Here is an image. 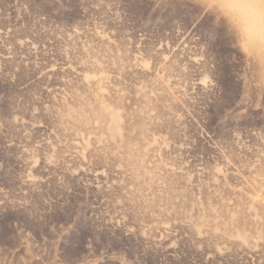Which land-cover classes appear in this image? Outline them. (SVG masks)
Returning <instances> with one entry per match:
<instances>
[{"label": "rangeland", "instance_id": "rangeland-1", "mask_svg": "<svg viewBox=\"0 0 264 264\" xmlns=\"http://www.w3.org/2000/svg\"><path fill=\"white\" fill-rule=\"evenodd\" d=\"M262 203L264 70L196 0H0V264H264Z\"/></svg>", "mask_w": 264, "mask_h": 264}, {"label": "clouds", "instance_id": "clouds-1", "mask_svg": "<svg viewBox=\"0 0 264 264\" xmlns=\"http://www.w3.org/2000/svg\"><path fill=\"white\" fill-rule=\"evenodd\" d=\"M203 14L210 15L231 37L239 53L264 68V0H196ZM115 264H128L126 256L113 252Z\"/></svg>", "mask_w": 264, "mask_h": 264}, {"label": "bare ground", "instance_id": "bare-ground-1", "mask_svg": "<svg viewBox=\"0 0 264 264\" xmlns=\"http://www.w3.org/2000/svg\"><path fill=\"white\" fill-rule=\"evenodd\" d=\"M263 70H264V68H262ZM90 79V78H89ZM93 79V78H92ZM101 79V78H100ZM89 81V80H88ZM96 81V80H95ZM91 81H89V83H90ZM85 83V82H84ZM103 86V85H102ZM97 88V87H96ZM95 93H96V91H95ZM94 94V93H93ZM90 95V94H89ZM92 95V94H91ZM104 95V94H103ZM91 97H94V96H91ZM87 99V98H86ZM90 100V99H89ZM106 100V99H105ZM86 102V101H85ZM93 102V101H92ZM145 102V101H144ZM91 103V102H90ZM101 104V103H100ZM89 106H90V104H88ZM87 105V106H88ZM78 106V105H77ZM81 106V105H80ZM86 106V107H87ZM105 106V105H104ZM98 107V106H97ZM100 107V106H99ZM105 108V107H104ZM87 109V108H86ZM85 109V110H86ZM110 109V108H109ZM88 110H90V109H87V111ZM93 110H95L96 111V113L98 114V116L99 117H101V119H103L104 120V118H103V116H107L108 115V117L111 119L110 120V122L111 121H114V124H111V123H109V124H111L109 127H110V129H111V131H112V133L114 134V133H116L117 132V130H118V120H119V117H118V113H116L114 110H113V112L111 111V112H103L102 110H100L99 108H96V107H94V109ZM106 110V109H105ZM141 110V109H140ZM117 111V110H116ZM79 112H80V109H79ZM118 112V111H117ZM92 113V112H91ZM91 113H90V115H91ZM105 113H107V115L105 114ZM83 114V113H82ZM140 114V113H139ZM141 114H143V113H141ZM140 114V115H141ZM97 116V115H96ZM84 118V117H83ZM97 119V118H96ZM100 119V118H99ZM100 119V120H101ZM141 119V118H140ZM79 121V120H78ZM109 121V120H108ZM80 122V121H79ZM99 122V121H98ZM80 123H84V120H83V122H80ZM85 123H86V121H85ZM90 123V122H89ZM101 123H103V124H101V125H103L104 126V122H101ZM118 123V124H117ZM87 125V124H86ZM106 125H107V123H106ZM120 125V124H119ZM102 126V127H103ZM106 127V126H105ZM103 129V128H102ZM104 130V129H103ZM105 130H109V129H105ZM120 130V129H119ZM110 131V130H109ZM111 136L112 135H110L109 137L111 138ZM113 137V136H112ZM116 137V136H115ZM108 138V137H107ZM125 147V146H124ZM128 154V153H127ZM130 157H132V156H130ZM133 157H135V156H133ZM128 158V157H127ZM137 159V158H136ZM130 160V159H129ZM128 160V161H129ZM134 160V159H133ZM135 161V160H134ZM132 163H135V162H132ZM136 163H137V161H136ZM130 165V164H129ZM136 165V164H135ZM134 165V166H135ZM132 166V165H131ZM133 169V168H132ZM140 169V168H139ZM139 174V173H138ZM136 175V174H135ZM135 175H133V176H135ZM134 179V178H133ZM138 179V178H137ZM139 180V179H138ZM263 188V187H262ZM256 201V200H255ZM261 201V200H260ZM259 201V202H260ZM260 204V203H259ZM263 204V203H262ZM264 205V204H263ZM214 210V209H213ZM244 231V230H243ZM245 232V231H244ZM240 233H242V232H240ZM247 238V237H246Z\"/></svg>", "mask_w": 264, "mask_h": 264}]
</instances>
